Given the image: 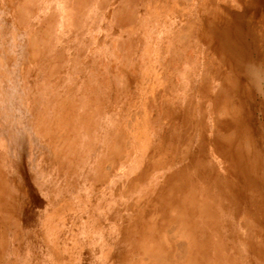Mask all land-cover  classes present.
<instances>
[{
	"label": "rangeland",
	"instance_id": "374dc122",
	"mask_svg": "<svg viewBox=\"0 0 264 264\" xmlns=\"http://www.w3.org/2000/svg\"><path fill=\"white\" fill-rule=\"evenodd\" d=\"M157 248L264 264V0H0V264Z\"/></svg>",
	"mask_w": 264,
	"mask_h": 264
},
{
	"label": "bare ground",
	"instance_id": "6f19581e",
	"mask_svg": "<svg viewBox=\"0 0 264 264\" xmlns=\"http://www.w3.org/2000/svg\"><path fill=\"white\" fill-rule=\"evenodd\" d=\"M172 195L174 196L175 193H172ZM190 197H191L190 201L186 202V200H184V202L182 203V206L178 205L175 207V209H174L175 213L173 216H171L169 218V222L167 223L166 228H165V230H167V229L172 230L173 235L175 234V236L184 239L185 241L188 242L189 245H191V242L194 243V234H193L194 213L196 212V209L198 207H201V205H196L197 203H196L195 199L193 198V196H190ZM164 235H165V237L167 236V234L165 232H164ZM182 239H181V241H182ZM157 249H158V251L156 253L158 254V256L160 255V258H151L149 263H140V264H155V262L157 264H163V261H170V258H164L163 257L165 254H170V253H173V254L179 253L180 257L183 256V258H184V255H182V253L185 254L184 251L178 250L176 252V251H169V250L165 251V250H163V248L162 249L157 248ZM149 252L153 253L152 250H150ZM173 260H174V262H178V260L176 258H173ZM189 260H190V258H189Z\"/></svg>",
	"mask_w": 264,
	"mask_h": 264
}]
</instances>
